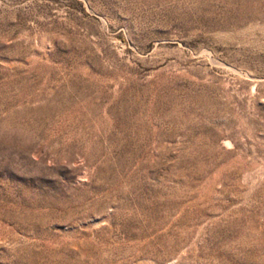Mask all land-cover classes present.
<instances>
[{"label": "rangeland", "instance_id": "rangeland-1", "mask_svg": "<svg viewBox=\"0 0 264 264\" xmlns=\"http://www.w3.org/2000/svg\"><path fill=\"white\" fill-rule=\"evenodd\" d=\"M0 264H264V0H0Z\"/></svg>", "mask_w": 264, "mask_h": 264}]
</instances>
